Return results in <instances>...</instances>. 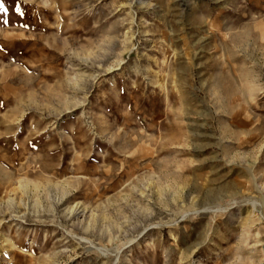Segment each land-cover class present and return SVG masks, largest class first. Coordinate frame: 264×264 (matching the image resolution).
<instances>
[{
    "label": "rangeland",
    "instance_id": "rangeland-1",
    "mask_svg": "<svg viewBox=\"0 0 264 264\" xmlns=\"http://www.w3.org/2000/svg\"><path fill=\"white\" fill-rule=\"evenodd\" d=\"M0 4V264H264V0Z\"/></svg>",
    "mask_w": 264,
    "mask_h": 264
},
{
    "label": "snow or ice",
    "instance_id": "snow-or-ice-1",
    "mask_svg": "<svg viewBox=\"0 0 264 264\" xmlns=\"http://www.w3.org/2000/svg\"><path fill=\"white\" fill-rule=\"evenodd\" d=\"M3 6H2V4H0V8H2Z\"/></svg>",
    "mask_w": 264,
    "mask_h": 264
}]
</instances>
